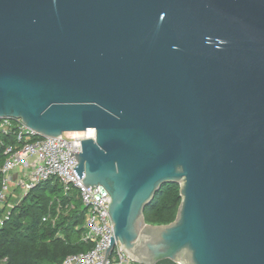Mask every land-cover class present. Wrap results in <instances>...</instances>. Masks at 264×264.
<instances>
[{
	"label": "water",
	"instance_id": "obj_1",
	"mask_svg": "<svg viewBox=\"0 0 264 264\" xmlns=\"http://www.w3.org/2000/svg\"><path fill=\"white\" fill-rule=\"evenodd\" d=\"M0 117L96 130L74 169L110 195L103 264L117 241L140 264H264V0H0ZM168 182L176 219L147 223Z\"/></svg>",
	"mask_w": 264,
	"mask_h": 264
},
{
	"label": "built area",
	"instance_id": "obj_2",
	"mask_svg": "<svg viewBox=\"0 0 264 264\" xmlns=\"http://www.w3.org/2000/svg\"><path fill=\"white\" fill-rule=\"evenodd\" d=\"M13 135L16 144L6 145L7 159L0 168L2 188L0 191V226L10 217L9 197L20 191L19 203L23 196L42 182L59 179L65 194L77 192L86 209L85 231L82 241L91 244L87 251L68 255L63 264H103L105 250L110 245L113 221L109 212L110 195L101 186L87 187L75 171L78 159L75 154L82 152V140L96 139V130L65 132L61 137H45L29 127L21 118L0 117V136ZM4 142L0 138V146ZM70 150L74 153L70 156ZM19 197V196H18ZM17 197V198H18ZM18 202L14 204H19ZM5 212H1L7 207ZM51 219L50 215L43 221ZM55 221V220H54ZM133 260L121 249L117 241L105 264H132Z\"/></svg>",
	"mask_w": 264,
	"mask_h": 264
},
{
	"label": "trees",
	"instance_id": "obj_3",
	"mask_svg": "<svg viewBox=\"0 0 264 264\" xmlns=\"http://www.w3.org/2000/svg\"><path fill=\"white\" fill-rule=\"evenodd\" d=\"M0 138L4 142L0 146L1 168L7 159L6 145L17 142L13 135ZM1 188L0 175V191ZM9 201L14 202L13 195ZM181 201L179 184H163L145 208L146 222L156 225L173 222ZM9 209V219L0 226V264H63L68 255L87 251L92 246L82 241L86 209L80 197L76 191L73 196L65 194L57 178L42 182ZM46 215L51 219L43 221Z\"/></svg>",
	"mask_w": 264,
	"mask_h": 264
},
{
	"label": "rangeland",
	"instance_id": "obj_4",
	"mask_svg": "<svg viewBox=\"0 0 264 264\" xmlns=\"http://www.w3.org/2000/svg\"><path fill=\"white\" fill-rule=\"evenodd\" d=\"M19 198H20V195H19V197L18 198H14V202L13 201H11V203H16V202H18L19 203ZM132 264H140V263H138V262H132Z\"/></svg>",
	"mask_w": 264,
	"mask_h": 264
},
{
	"label": "crops",
	"instance_id": "obj_5",
	"mask_svg": "<svg viewBox=\"0 0 264 264\" xmlns=\"http://www.w3.org/2000/svg\"><path fill=\"white\" fill-rule=\"evenodd\" d=\"M20 194V191L16 189V191L12 194L14 198H17Z\"/></svg>",
	"mask_w": 264,
	"mask_h": 264
}]
</instances>
